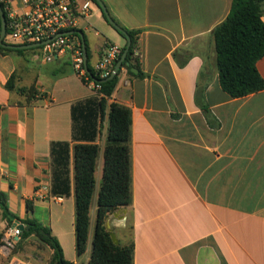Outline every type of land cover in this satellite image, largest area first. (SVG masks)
I'll return each instance as SVG.
<instances>
[{"label":"crops","instance_id":"crops-1","mask_svg":"<svg viewBox=\"0 0 264 264\" xmlns=\"http://www.w3.org/2000/svg\"><path fill=\"white\" fill-rule=\"evenodd\" d=\"M101 1L119 26L140 31L135 50L145 74L137 78L122 67L108 99L131 112L132 201L107 216L105 229L118 244L133 243V264H264V89L231 98L216 68L213 30L227 18L232 0ZM5 2L12 11H24L20 0ZM77 30L91 68L109 46L121 51L127 44L96 4L78 20ZM256 69L264 81V57ZM11 75L15 90L9 91ZM96 97L67 52L46 62L38 48L0 51V192L11 214L48 228L64 258L75 264L89 260L107 116L85 123L86 136L95 127L99 154L87 249L80 259L72 160L69 195H53L50 144H74L71 108Z\"/></svg>","mask_w":264,"mask_h":264},{"label":"trees","instance_id":"trees-1","mask_svg":"<svg viewBox=\"0 0 264 264\" xmlns=\"http://www.w3.org/2000/svg\"><path fill=\"white\" fill-rule=\"evenodd\" d=\"M91 1L96 4L94 0ZM0 7L7 22L4 0H0ZM263 12L264 0H232L227 18L213 30L216 68L220 87L231 98L246 97L264 89V81L256 69L257 61L264 57V23L261 20ZM102 16L107 21L103 12ZM114 30L116 29L114 28ZM116 31L124 38V34H126L130 40V46L121 67H125L128 73L134 77L144 78L145 74L139 68V58L134 56L137 36L140 31L128 30L122 27L121 31ZM8 32L9 30L6 27L5 35ZM73 36L80 40L82 46L84 43L87 59L84 68L89 79L99 85L98 97L77 102L72 106V139L74 141L72 146L68 142H51L50 144L51 193L61 197L69 195V165L72 160L74 245L76 257L80 259L87 249L90 225L89 210L95 184L94 170L99 154V146L94 143L95 127L92 134L86 136L84 135L87 128L85 123L91 116L98 117L101 122L106 115L108 126L103 150L104 165L97 195L90 255L86 264H133V243L131 242L126 246L114 244L110 238V233L104 226L105 219L110 213L120 207L130 205L132 201L129 147L131 112L128 108L117 103H108V99L116 87L120 70L111 80L100 82L102 79L98 78L89 65V55L84 37L81 39L76 34H73ZM3 43L8 44L5 42V38ZM124 49L125 47L121 49L116 62ZM0 51L2 53L23 52V50L9 49L2 46H0ZM131 68L136 69L138 72H131ZM5 87L9 91L15 90L13 75L7 80ZM16 91L20 94H28L30 98L35 95L33 89L18 88ZM85 140L86 142H83ZM27 208L30 209L29 206ZM0 214L6 227L12 225L13 219L18 220L8 210L6 195L2 192H0ZM18 221L28 226V230L21 232L18 244L31 236H36L52 251L48 264H75L64 258L58 240L50 234L48 228L33 220Z\"/></svg>","mask_w":264,"mask_h":264},{"label":"built area","instance_id":"built-area-1","mask_svg":"<svg viewBox=\"0 0 264 264\" xmlns=\"http://www.w3.org/2000/svg\"><path fill=\"white\" fill-rule=\"evenodd\" d=\"M5 1V0H4ZM24 11L17 13L5 7L7 13L6 27L9 32L5 40L10 39L20 45L42 43L38 48L46 62L55 56L70 54L76 75L91 90L97 93L96 85L86 74L84 68L83 48L80 40L64 32L77 30L79 19L89 16L91 0H20ZM6 3V2H5ZM120 50L109 46L103 56L94 65L93 70L99 79L107 78L113 71ZM135 57L139 52L135 50ZM55 200H60L59 198ZM20 231L14 223L7 227L0 236V257L7 258L20 240ZM18 264V263H14Z\"/></svg>","mask_w":264,"mask_h":264},{"label":"water","instance_id":"water-1","mask_svg":"<svg viewBox=\"0 0 264 264\" xmlns=\"http://www.w3.org/2000/svg\"><path fill=\"white\" fill-rule=\"evenodd\" d=\"M94 2L96 3V5L98 6V8L103 12V14L105 15L107 22L116 30L121 31V27L116 24L111 16L109 15L106 6L103 4V2L101 0H94ZM0 20H1V31H0V46L5 47V48H9V49H16V50H26V49H32V48H36L38 46H40L42 43H38V44H30V45H14V44H4L3 40L5 38V32H6V20H5V16L2 12V9L0 7ZM64 35H71V34H76L78 35L81 39L83 38L82 32L75 30V31H68V32H64ZM126 40H127V44L125 46V49L123 51V53L121 54L119 60L116 62L112 73L105 79H102L100 82H106L111 80L116 74L117 72L122 68V63L126 57L128 48L130 46V40L128 38V36L126 34H124ZM83 57H84V66L86 67V63H87V59H86V49L83 43ZM132 72H136L135 69H131ZM16 227L20 230V231H24V230H28V226H25L22 223L19 222H15ZM110 238L113 241L114 244H118V240L116 239V236L114 233L110 232Z\"/></svg>","mask_w":264,"mask_h":264},{"label":"rangeland","instance_id":"rangeland-1","mask_svg":"<svg viewBox=\"0 0 264 264\" xmlns=\"http://www.w3.org/2000/svg\"><path fill=\"white\" fill-rule=\"evenodd\" d=\"M92 6L95 7L93 2ZM5 42L8 44H13V41L10 39H6ZM36 217L39 219L38 216ZM67 223L71 224V217ZM6 228L5 222H0V234H2ZM49 258V248L43 244L38 237L31 236L17 244L7 258L0 257V264H14L18 262L26 264H48Z\"/></svg>","mask_w":264,"mask_h":264}]
</instances>
